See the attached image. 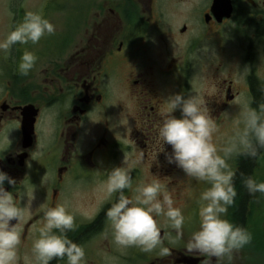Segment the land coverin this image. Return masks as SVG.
Wrapping results in <instances>:
<instances>
[{
	"label": "flooded vegetation",
	"instance_id": "obj_1",
	"mask_svg": "<svg viewBox=\"0 0 264 264\" xmlns=\"http://www.w3.org/2000/svg\"><path fill=\"white\" fill-rule=\"evenodd\" d=\"M26 12L48 19L55 33L38 44L0 52V171L17 182L4 187L25 209L19 221L10 222L21 230L18 264L32 260L43 207L56 204H65L76 217L78 228L68 234L100 219L78 241L87 264H205L207 257L184 245L199 227L197 202L208 185L185 177L158 153L163 99L181 91L202 96L219 127L214 142L223 147L239 112L237 101L247 97L253 107L260 103L254 90L264 87V0H0V40ZM69 14L79 29L56 26ZM25 50L38 58L26 77L17 69ZM245 66L246 79H238V69ZM48 117L55 133L41 155V127ZM164 149L171 152L168 145ZM123 159L133 187L158 180L185 216L175 244L168 243V234H176L166 218L155 217L170 249L167 256L120 249L103 235L109 231L105 211L110 205L101 181L106 169L121 166ZM228 162L237 173L240 158ZM251 175L264 181V152ZM234 207L226 216L231 223ZM244 228L251 243L230 261L212 264H264V195L249 199Z\"/></svg>",
	"mask_w": 264,
	"mask_h": 264
},
{
	"label": "clouds",
	"instance_id": "obj_2",
	"mask_svg": "<svg viewBox=\"0 0 264 264\" xmlns=\"http://www.w3.org/2000/svg\"><path fill=\"white\" fill-rule=\"evenodd\" d=\"M54 33L55 26L48 19L26 12L23 20L0 40V52L8 53L15 45L38 44L43 37ZM37 59L33 52L25 50L17 66L19 75L28 76ZM247 74V66L238 69V79H246ZM260 92L264 95V87ZM163 100L165 107L157 127L162 150L158 153H164L167 163L181 169L185 177L208 185L197 202L199 227L191 233L184 246L190 253L207 257L205 264H212L214 259L227 258L230 261L234 252L251 243L252 235L243 226L226 219L228 209L237 196L234 183L236 171L228 161L240 157L255 159L264 152V102L253 107L254 100L251 98L238 100L240 107L234 118L232 134L227 137L224 146L218 148L214 136L219 127L210 116L202 96L181 91ZM176 111L180 113L179 118L173 115ZM41 133L42 155L47 143L54 138L55 126L51 117L43 122ZM164 145L170 146V153L165 152ZM142 155V152L137 155V165L141 163ZM126 164L123 159L121 166L106 169V178L101 181L105 200L110 205L105 211L109 231L103 235L105 238L110 235L120 249L138 248L146 254L157 252L167 256L170 249L164 246L161 227L155 217L166 218L169 228L176 234H168V243L175 244L182 238L185 216L180 208L174 206L171 195L158 180L141 182L133 187ZM240 177L249 195H264V181H257L252 175L243 173ZM5 182L10 186L17 183L0 171V264H18L21 230L16 223L10 222L19 221L25 209L17 203V196L12 191L5 190ZM126 190L133 195H126ZM24 197L21 195L19 199ZM34 198L32 193L31 200ZM42 219V226L36 230L38 235L32 243L29 264H51L54 260L65 261L66 264H87L85 248L68 235L78 228L76 217L68 207L65 204L44 206Z\"/></svg>",
	"mask_w": 264,
	"mask_h": 264
},
{
	"label": "trees",
	"instance_id": "obj_3",
	"mask_svg": "<svg viewBox=\"0 0 264 264\" xmlns=\"http://www.w3.org/2000/svg\"><path fill=\"white\" fill-rule=\"evenodd\" d=\"M262 88V87H261ZM257 88L254 90V97L257 101L264 102V95L261 94L260 89ZM256 159V158H255ZM254 158H247V157H240V163H239V170L236 173L235 177V187L237 190V196H236V202L234 203V212H233V224L240 225L244 227L245 224V217L247 215V205L249 202V199L252 197V195H249L247 190L242 186L241 184V177L240 174L243 173L245 175H251L252 168L254 166L255 162ZM100 223V219L90 228L83 230L79 233H73L68 234L69 237L78 243V241L81 239V237L89 230L96 228Z\"/></svg>",
	"mask_w": 264,
	"mask_h": 264
},
{
	"label": "rangeland",
	"instance_id": "obj_4",
	"mask_svg": "<svg viewBox=\"0 0 264 264\" xmlns=\"http://www.w3.org/2000/svg\"><path fill=\"white\" fill-rule=\"evenodd\" d=\"M96 4V3H95ZM89 6H91V3H89L88 4V8H89ZM93 7H96V5H94ZM173 8V7H172ZM88 10V9H87ZM88 12V11H87ZM172 12H174V11H172ZM72 12L70 11V14H71ZM70 14L64 19V20H61V21H55V24H56V26L57 27H61L62 26V28H65V30L66 29H74V28H76V29H79V28H77V26H78V24H79V21L78 20H76V21H74L73 20V17L71 18V16H70ZM89 19V18H88ZM230 71H232V70H230ZM231 122H234V121H231Z\"/></svg>",
	"mask_w": 264,
	"mask_h": 264
}]
</instances>
